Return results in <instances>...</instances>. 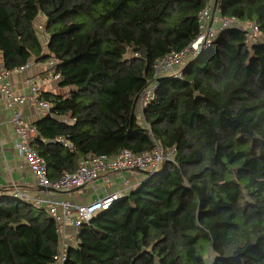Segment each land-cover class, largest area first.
Instances as JSON below:
<instances>
[{
  "label": "trees",
  "instance_id": "trees-1",
  "mask_svg": "<svg viewBox=\"0 0 264 264\" xmlns=\"http://www.w3.org/2000/svg\"><path fill=\"white\" fill-rule=\"evenodd\" d=\"M209 4L233 22L155 77ZM53 58L61 91L40 94L53 106L33 141L51 180L89 154L171 152L79 228L66 264H264V0H0V66ZM58 238L46 207L0 191V264H55Z\"/></svg>",
  "mask_w": 264,
  "mask_h": 264
},
{
  "label": "built area",
  "instance_id": "built-area-1",
  "mask_svg": "<svg viewBox=\"0 0 264 264\" xmlns=\"http://www.w3.org/2000/svg\"><path fill=\"white\" fill-rule=\"evenodd\" d=\"M215 19L212 4L201 12L202 31L198 38L194 40L186 49L181 52H172L161 59H158L154 76H181L184 66V60L192 58L201 51L202 48L210 45L219 30L228 27L233 20L230 18H221L216 27L211 21ZM248 31L252 36L255 34L256 28L253 24H248ZM56 59L49 60L48 78L50 80H59L60 74L55 69ZM31 63H27L13 70H8L0 66V92L6 99L9 108L12 110V121L19 135L17 147L22 155L28 160L29 166L36 177L37 184L46 188H52L56 191H73L86 185H92L96 179L105 173H117L125 170H156L164 159H170L171 152H166L164 147L156 142V146L151 151L134 152L130 149H124L115 155L89 154L80 160L78 168L73 172H66L60 178L51 180L49 178V169L47 162L33 146L34 136L32 128L26 126L25 119L20 112V107L35 103L39 108L42 116L51 114L53 104L40 98L43 88L37 82L29 79L28 91L18 93L14 89L13 82L10 78L12 72H22L30 67ZM155 82H150L139 94L136 106V113L141 115L143 108L150 104L155 98ZM36 131V129H35ZM32 132V133H31ZM56 141L63 142L66 146L72 147V143L65 140L64 137H56ZM127 182H129L127 180ZM123 189L112 191L90 202L79 203L68 199L55 200L48 195L42 197L40 195L30 196L26 192L17 190L15 195L31 199L37 204L46 207L51 215L55 218L58 225V241L59 250L55 257V264H66L68 259V250L77 240L79 228L86 222L90 221L93 216L100 210L107 209L119 200L124 190L131 188L127 183ZM66 226H72L76 229L74 236H68L65 233Z\"/></svg>",
  "mask_w": 264,
  "mask_h": 264
},
{
  "label": "crops",
  "instance_id": "crops-1",
  "mask_svg": "<svg viewBox=\"0 0 264 264\" xmlns=\"http://www.w3.org/2000/svg\"><path fill=\"white\" fill-rule=\"evenodd\" d=\"M215 24V22H214ZM218 25V23L216 24ZM48 61H31L28 69L22 72H12L11 80L14 89L18 93L28 91L27 81L31 79L40 84L42 92H60L58 80L48 78ZM20 112L25 119L26 126L32 128V135L36 134L35 123L43 118L35 103L20 107ZM138 114V113H137ZM139 116V115H138ZM19 135L12 121V110L9 108L6 99L0 92V189L16 192H26L30 196L40 195L55 200L68 199L84 203L97 199L112 191L123 189L127 183L129 186L136 185L143 178V172L138 170H125L122 173H105L101 175L92 185H86L73 191H46L37 184L36 177L32 172L28 160L22 155L17 147ZM127 180L129 182H127ZM128 190H124V193ZM65 233L74 236L76 229L66 226ZM73 244H75L73 242Z\"/></svg>",
  "mask_w": 264,
  "mask_h": 264
},
{
  "label": "rangeland",
  "instance_id": "rangeland-1",
  "mask_svg": "<svg viewBox=\"0 0 264 264\" xmlns=\"http://www.w3.org/2000/svg\"><path fill=\"white\" fill-rule=\"evenodd\" d=\"M220 20H221V18L220 17H217V18H215L213 21H211L213 24H214V22H215V26L217 27L218 25H216L217 23L219 24V22H220ZM44 21H45V17H43V16H40L39 17V20H38V26H39V29H40V36H41V39L45 42L46 41V39H47V35L46 34H44L43 32H44V30H43V23H44ZM204 48H202L201 49V51L203 50ZM200 51V52H201ZM49 63V62H48ZM63 91V90H62Z\"/></svg>",
  "mask_w": 264,
  "mask_h": 264
},
{
  "label": "water",
  "instance_id": "water-1",
  "mask_svg": "<svg viewBox=\"0 0 264 264\" xmlns=\"http://www.w3.org/2000/svg\"><path fill=\"white\" fill-rule=\"evenodd\" d=\"M47 116H50V114H48ZM40 188H41L42 190H46V191H56V190H54V189H52V188H46V187H44V186H40ZM0 191H1V189H0Z\"/></svg>",
  "mask_w": 264,
  "mask_h": 264
}]
</instances>
